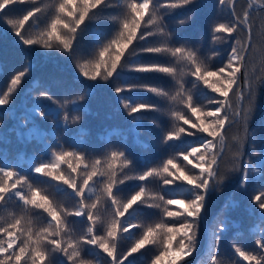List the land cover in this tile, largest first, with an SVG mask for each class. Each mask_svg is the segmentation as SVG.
I'll use <instances>...</instances> for the list:
<instances>
[{
  "label": "snow or ice",
  "instance_id": "obj_1",
  "mask_svg": "<svg viewBox=\"0 0 264 264\" xmlns=\"http://www.w3.org/2000/svg\"><path fill=\"white\" fill-rule=\"evenodd\" d=\"M237 3L216 0L221 9L227 5L230 15L227 22L210 24L212 44L230 48L217 62L219 52L205 53L181 35L199 16V0H0V26L18 45L30 52H59L74 61L77 78L95 82L65 100L42 85H30L26 98L33 91L38 95L24 105L17 133L40 147L26 159L0 152V213L14 209L0 214V264H190L202 234L197 264H229L220 244L225 233L241 231L229 215L241 201L230 196L211 222L208 214L214 197L231 181L246 194L245 210L260 225L255 250L231 245V264H264V124L258 137L251 127L257 107L264 105V74L249 72L252 13H264V0H247L242 14L236 12ZM18 4L29 7L18 14ZM178 9L186 15L172 26L169 18ZM99 22L114 31L94 29ZM85 33L95 45L89 52L80 46ZM32 70L28 61L0 92V117L9 114L5 106L14 103ZM161 76L169 79L170 88L160 85ZM100 82L131 118V131L139 134L145 114L156 112L172 121L163 131L164 145L176 147L185 137L193 141L158 164L145 161L142 170L124 150L123 139L121 148L94 159L81 150V138L70 148L58 140L55 146L47 143L51 137L38 121L51 119L57 128L71 131L81 120L71 111L84 112L83 102ZM143 93L160 102H147ZM3 123L0 119V127ZM232 129L236 134L229 136ZM56 195L73 201L72 206L58 202ZM153 216L159 219H142Z\"/></svg>",
  "mask_w": 264,
  "mask_h": 264
},
{
  "label": "trees",
  "instance_id": "obj_2",
  "mask_svg": "<svg viewBox=\"0 0 264 264\" xmlns=\"http://www.w3.org/2000/svg\"><path fill=\"white\" fill-rule=\"evenodd\" d=\"M199 3L201 5L199 16L196 18L195 23L183 27L181 35L193 45L200 47L205 53H210L213 50L219 52L220 58H217V62H219V59L226 58L230 48L224 43L212 44L210 24L213 20L227 22L230 19L229 9L227 5L222 9L217 7L216 0H199ZM246 6L247 0H238L236 12L242 14ZM28 7L29 5L26 4H18L15 6L18 14H22V10ZM109 11L111 12L112 10ZM184 15H186L184 10H176L173 16L169 18L170 24L175 26L176 20L183 18ZM252 17L254 49L252 62L249 65V72L254 76H260L264 74L262 72V62H264V13L253 12ZM92 27L94 29L105 28L106 30L114 31V26L107 22L94 23ZM80 46L85 52L94 50L95 45L92 44L88 33H85L80 38ZM43 53V49L30 52L22 48L16 43V38L12 35L11 31L4 32L2 26H0V92L6 89L11 77L16 72L23 70L24 65L28 61H31L33 65V70L25 77L14 103L11 106H5L6 109L10 108L11 111L8 115L0 117L4 121L3 127H0V136L4 137V140L0 141V152L6 155L11 154L15 156L19 154L26 159L27 155L34 154L40 147L38 143L32 141L25 143L18 137L17 133L20 124L19 117L23 113L24 105H30L31 101L35 100L38 95L37 92L33 91L31 97L26 98V93L29 92L30 85L33 88L42 85L56 99L65 100L74 99L76 96L83 94L85 84L95 83L86 81L83 77L77 78L74 61L66 60L61 53L53 52L50 55ZM160 62L166 63L167 60L166 58H161ZM159 83L163 87H171V82L167 77L161 76ZM92 91L93 94L90 97H86V100L83 102L86 107L84 112L71 111V115H79L81 117L79 124L70 126L71 131L57 128L51 119L48 121H38L40 128L45 130V134L51 137L46 141L47 143L55 146L58 140L65 148H70L73 141L81 138L84 141L81 150L88 153L91 159H94L112 149L121 148V139H123L124 150L129 152L134 158L137 169L142 170L145 161H151L152 165L158 164L169 156L174 155L175 152L183 150L189 142L193 141V138L185 137L183 138V143L175 142L176 147L164 145L161 142L162 134L163 131L171 127L172 121L167 115L156 112H147L145 114L144 126L139 134H137L131 131V118L117 104L114 93L108 86L100 82L99 86ZM143 95L148 97L147 102H160L159 98L153 94L143 93ZM42 103L50 104L51 102L43 100ZM164 108L166 110L167 105H164ZM11 112H15V116ZM153 120L156 121L155 124L152 123ZM261 124H264V105L257 107L251 121V127L256 131L257 137L260 132L259 125ZM81 130H83L82 136ZM236 131V129L230 130L229 136L236 134ZM37 186L41 188L48 187L46 184H38ZM149 187L157 191L159 190L156 184H150ZM49 191L51 192V189ZM252 191V187H249V192ZM230 196H234L235 199L241 201L240 207L233 209L229 214L235 226L241 229V231L239 233L227 232L221 240L220 252L229 261V264L234 259L231 255V245L233 243L242 244L245 250L252 251L256 249L255 240L260 238L258 235L259 222L250 217L246 212L245 209L248 203L246 194L237 189L235 181L226 183L223 190L214 197L209 205V222H211L212 217ZM55 199L63 203L66 207H71L73 204V201L62 195H56ZM13 210L9 208L0 214L6 216L8 211ZM150 211L155 212L156 210ZM142 219H145L146 222H151V220H157L159 217L153 216L150 219ZM76 230L79 232L81 225L77 224ZM237 235L241 239H235L234 237ZM203 248L204 239L202 234L200 249L192 257L188 258L190 264H197ZM138 264H140L139 261Z\"/></svg>",
  "mask_w": 264,
  "mask_h": 264
},
{
  "label": "rangeland",
  "instance_id": "obj_3",
  "mask_svg": "<svg viewBox=\"0 0 264 264\" xmlns=\"http://www.w3.org/2000/svg\"><path fill=\"white\" fill-rule=\"evenodd\" d=\"M203 251V250H202Z\"/></svg>",
  "mask_w": 264,
  "mask_h": 264
}]
</instances>
